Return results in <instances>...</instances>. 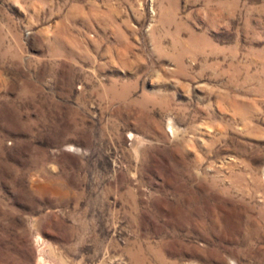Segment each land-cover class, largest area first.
Instances as JSON below:
<instances>
[{"label":"rangeland","instance_id":"1","mask_svg":"<svg viewBox=\"0 0 264 264\" xmlns=\"http://www.w3.org/2000/svg\"><path fill=\"white\" fill-rule=\"evenodd\" d=\"M39 253L264 264V0H0V264Z\"/></svg>","mask_w":264,"mask_h":264},{"label":"bare ground","instance_id":"2","mask_svg":"<svg viewBox=\"0 0 264 264\" xmlns=\"http://www.w3.org/2000/svg\"><path fill=\"white\" fill-rule=\"evenodd\" d=\"M47 260V259H46ZM45 258L42 256V253H39L38 258H37V264H54L52 262H49L48 260L46 261ZM65 264V263H62Z\"/></svg>","mask_w":264,"mask_h":264}]
</instances>
